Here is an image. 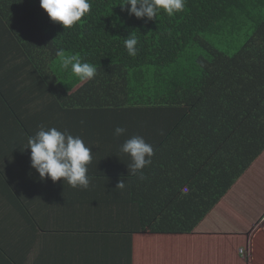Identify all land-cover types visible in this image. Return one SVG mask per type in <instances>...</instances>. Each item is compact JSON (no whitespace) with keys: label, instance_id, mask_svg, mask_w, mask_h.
<instances>
[{"label":"trees","instance_id":"1","mask_svg":"<svg viewBox=\"0 0 264 264\" xmlns=\"http://www.w3.org/2000/svg\"><path fill=\"white\" fill-rule=\"evenodd\" d=\"M89 2L91 10L81 22L63 30L39 0H0V33L3 27L14 61H31L55 99L70 98L63 113L86 120L78 135L118 149L134 135L147 143L159 138L149 143L154 155L145 169L154 171L146 177L153 188L198 137L218 129L208 126L235 118L236 111L250 126L233 129V151L222 147L219 179L244 173L264 150V0H185L184 11L173 17L161 12L153 21L130 16L121 9L124 0ZM249 27L253 34L233 55L212 45L224 37L237 39ZM129 35L138 40L135 57L124 46ZM61 49L97 68L95 78L77 91V100V92H69L84 81L70 66L61 68L56 56ZM117 126L127 129L124 136L114 135Z\"/></svg>","mask_w":264,"mask_h":264},{"label":"crops","instance_id":"2","mask_svg":"<svg viewBox=\"0 0 264 264\" xmlns=\"http://www.w3.org/2000/svg\"><path fill=\"white\" fill-rule=\"evenodd\" d=\"M0 43L5 45L0 47V264H232L226 245L238 238L250 247L242 264H255L259 252L250 237L257 224L264 225V207L252 220L244 217L248 227L237 228L240 216L233 212L243 214L247 204L231 200L264 165V150L244 173L219 179L224 175L222 147L233 151V129L250 126L241 122V114L240 120L235 111V118L208 126L218 127L216 134L213 129L198 137L145 196L141 191L149 190L147 178L154 171L145 168L144 180L128 175L130 161L125 160L130 159L120 149L92 143L86 136L80 137L93 152L90 187L41 182L30 167V149L24 150L27 138L41 125L79 136L86 120L63 113L70 98L55 99L31 61H14L3 27ZM260 78L264 81V73ZM120 179L125 180L124 190L116 189ZM233 207L224 215V209Z\"/></svg>","mask_w":264,"mask_h":264},{"label":"clouds","instance_id":"3","mask_svg":"<svg viewBox=\"0 0 264 264\" xmlns=\"http://www.w3.org/2000/svg\"><path fill=\"white\" fill-rule=\"evenodd\" d=\"M41 9L46 12L50 21L62 26L63 30L71 29L81 22L82 17L91 10L89 0H39ZM122 10H127L136 19L156 20L163 12L168 17L184 11L185 0H124ZM138 40L134 35L124 39V46L131 57L137 55ZM56 56L61 61V68L71 72L80 81H91L97 75V68L82 62L78 55H66L57 50ZM127 129L117 126L116 137L124 136ZM30 149V167L38 173L41 182L50 179L53 183L63 181L73 189L87 190L90 187L88 166L93 159L92 148L87 146L80 136L72 135L68 130L60 131L56 127L46 128L44 125L27 138ZM120 153L129 157L128 175L144 180V169L151 165L154 148L142 136L134 135L126 139L120 146ZM126 183L120 179L116 189L124 190Z\"/></svg>","mask_w":264,"mask_h":264},{"label":"rangeland","instance_id":"4","mask_svg":"<svg viewBox=\"0 0 264 264\" xmlns=\"http://www.w3.org/2000/svg\"><path fill=\"white\" fill-rule=\"evenodd\" d=\"M253 34V27H249L247 30H243L237 39L234 40H228L226 37L221 38L215 43H212V45L220 50L221 52L227 53L228 55H233L236 50L241 47L245 41ZM243 199V203L246 202L247 206L245 209V212L243 214H235L233 212V208L224 209L223 213L226 215L228 211L232 210L233 216H240L238 217L239 222L234 224L237 225V228L241 227H248L247 225V219L252 220L251 215L258 214L261 212V207H264V165H262L260 168H256L253 173H251L246 180L244 181L243 189H240V193L237 195V197L232 202H238ZM251 211H254L253 214ZM240 213V210L238 211ZM257 216V215H256ZM244 217H247L244 218ZM251 217V218H250ZM242 220H245L244 222H241ZM262 223V222H261ZM257 224L256 225V233L253 232L251 234L250 239L255 243L257 247V251L259 252L258 259L256 260L255 264H264V232H263V224ZM245 225V226H243ZM255 233V234H254ZM262 234V235H260ZM260 235V236H259ZM259 236V237H258ZM232 236L231 238H233ZM258 237V238H257ZM245 240L242 238H238L235 240H229V244L226 245L228 247V255L232 259V264H236V261H239V264H242V260L244 259V263L247 262V252L249 251ZM246 245V246H245ZM237 250V253H236ZM240 250H244L245 253H240ZM245 254V255H242ZM230 262V261H229Z\"/></svg>","mask_w":264,"mask_h":264},{"label":"built area","instance_id":"5","mask_svg":"<svg viewBox=\"0 0 264 264\" xmlns=\"http://www.w3.org/2000/svg\"><path fill=\"white\" fill-rule=\"evenodd\" d=\"M242 252V251H241Z\"/></svg>","mask_w":264,"mask_h":264}]
</instances>
